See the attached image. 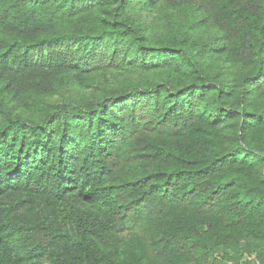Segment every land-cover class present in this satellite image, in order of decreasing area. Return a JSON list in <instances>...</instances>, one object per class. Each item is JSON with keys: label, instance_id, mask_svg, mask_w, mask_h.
<instances>
[{"label": "trees", "instance_id": "1", "mask_svg": "<svg viewBox=\"0 0 264 264\" xmlns=\"http://www.w3.org/2000/svg\"><path fill=\"white\" fill-rule=\"evenodd\" d=\"M0 264H264V0H0Z\"/></svg>", "mask_w": 264, "mask_h": 264}]
</instances>
